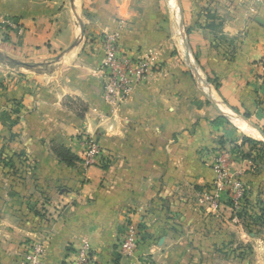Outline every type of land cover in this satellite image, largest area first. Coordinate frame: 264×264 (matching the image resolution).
<instances>
[{
    "label": "crops",
    "instance_id": "obj_1",
    "mask_svg": "<svg viewBox=\"0 0 264 264\" xmlns=\"http://www.w3.org/2000/svg\"><path fill=\"white\" fill-rule=\"evenodd\" d=\"M111 34L122 58L152 63L121 101L104 98ZM263 50L264 0H0V161L26 157L20 176L0 163V264L35 243L43 264L82 247L95 264H199L231 247L213 166L227 153V177L264 201V152L243 142L264 143ZM86 139L103 167L82 165Z\"/></svg>",
    "mask_w": 264,
    "mask_h": 264
},
{
    "label": "built area",
    "instance_id": "obj_2",
    "mask_svg": "<svg viewBox=\"0 0 264 264\" xmlns=\"http://www.w3.org/2000/svg\"><path fill=\"white\" fill-rule=\"evenodd\" d=\"M119 37L117 34L107 35L103 39L104 59L100 71L104 74L106 81L104 84V98L110 101H121L128 97L134 86L142 82L149 74L152 63L150 60L143 58L139 60H130L122 58L118 47ZM259 68L264 78V50L263 56L259 61ZM85 152L81 159L85 168L103 167V153L93 139L84 141ZM229 155L222 153L216 159L213 170L216 173V187L220 189L222 186L229 187V195L232 201L230 212L233 214L237 209V201L242 197V185L239 181H231L226 175ZM217 196L211 201V207L219 210L220 206L216 202ZM234 207V208H233ZM229 208V207H228ZM233 221L236 222V215H233ZM138 244V231L129 225L126 229V235L118 244L119 253L131 258L135 254ZM25 257V264H43L42 247L35 243L28 247ZM63 264H95L92 251L89 247H82L75 250Z\"/></svg>",
    "mask_w": 264,
    "mask_h": 264
},
{
    "label": "rangeland",
    "instance_id": "obj_3",
    "mask_svg": "<svg viewBox=\"0 0 264 264\" xmlns=\"http://www.w3.org/2000/svg\"><path fill=\"white\" fill-rule=\"evenodd\" d=\"M241 187L242 197L237 201V209L233 214L228 210L229 216H224L230 222L228 218L236 215L237 221L234 223L239 230L233 232L235 243L231 247L203 248L204 259L199 264H264V201L260 197L248 198L246 189L243 185ZM261 191L264 195V190ZM244 197L248 198L247 203ZM227 206L228 209L232 207L230 198Z\"/></svg>",
    "mask_w": 264,
    "mask_h": 264
},
{
    "label": "trees",
    "instance_id": "obj_4",
    "mask_svg": "<svg viewBox=\"0 0 264 264\" xmlns=\"http://www.w3.org/2000/svg\"><path fill=\"white\" fill-rule=\"evenodd\" d=\"M227 53L228 51H226V54ZM243 142L251 151H255L256 153L264 152V143L262 142H254L250 140H244ZM52 152L58 159L68 165H71L72 163L77 161V158L74 155H72L68 150L62 147L54 146L52 148ZM0 163H2L4 167L8 168L14 176H20V170L23 169L24 164H26V157L24 156V154L12 155L6 161H0ZM247 199V197H244L245 203H247Z\"/></svg>",
    "mask_w": 264,
    "mask_h": 264
},
{
    "label": "water",
    "instance_id": "obj_5",
    "mask_svg": "<svg viewBox=\"0 0 264 264\" xmlns=\"http://www.w3.org/2000/svg\"><path fill=\"white\" fill-rule=\"evenodd\" d=\"M0 59H4V57L0 56ZM262 138L264 139V135H262ZM264 142V141H263Z\"/></svg>",
    "mask_w": 264,
    "mask_h": 264
}]
</instances>
